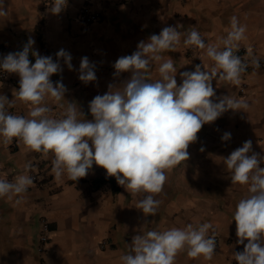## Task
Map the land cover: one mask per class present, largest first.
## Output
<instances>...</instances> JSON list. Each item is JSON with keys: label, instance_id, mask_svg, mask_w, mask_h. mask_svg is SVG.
I'll return each instance as SVG.
<instances>
[{"label": "crops", "instance_id": "crops-1", "mask_svg": "<svg viewBox=\"0 0 264 264\" xmlns=\"http://www.w3.org/2000/svg\"><path fill=\"white\" fill-rule=\"evenodd\" d=\"M84 2L67 0L61 13L53 14V0H4L7 15L0 16V61L8 53L22 51L29 38L35 41L33 51L54 61L61 49L71 54L74 70L61 60L62 73L50 77L54 85L62 80L67 89L59 103L46 99L53 117L60 118L69 102L83 114L78 119H92L90 101L108 92L109 84L120 86L131 77L129 72L114 76L115 61L131 55L140 41L166 26L177 27L181 41L175 50L162 52L161 61L150 62L148 82L160 79L159 65L169 57L177 69L178 86L181 72L194 71L196 65L210 71L214 62L205 51L185 46L183 41L194 27L206 44L217 43L233 16L247 26V39L239 47L245 48L248 67L238 85L214 79L216 96L212 99L218 102L217 98L230 95L247 107L228 110L202 126L187 149L189 159L167 174L162 192L155 196L159 206L152 216L136 208L138 197L102 167L93 164L88 175L77 181L66 176L57 180L51 172V154L45 159L28 152L15 138L8 146L0 142V177L14 181L28 163L43 177L22 198H0V264H121L119 258L128 254L135 235L203 223L212 225L208 234L218 238L212 260L190 259L185 250L175 264H238L233 255L245 245L238 243L234 212L249 192L246 185L232 184L223 158L247 140L252 141L253 152L264 156V0H89L99 20L88 27L77 18ZM85 56L95 64L97 77L87 84L78 78ZM254 59L259 60V68L252 64ZM29 60L35 63L31 54ZM19 80L18 74L6 72V78L0 79V95L15 99ZM31 107L17 99L8 111L27 116ZM225 132L231 133L229 141L221 139ZM43 219L50 239L41 252Z\"/></svg>", "mask_w": 264, "mask_h": 264}, {"label": "clouds", "instance_id": "clouds-1", "mask_svg": "<svg viewBox=\"0 0 264 264\" xmlns=\"http://www.w3.org/2000/svg\"><path fill=\"white\" fill-rule=\"evenodd\" d=\"M66 4L67 0H53L50 11L59 14ZM4 15L7 11L4 0H0V16ZM246 31L247 26L233 16L226 34L217 43L206 44L193 27L184 45L204 50L214 63L210 71L196 65L194 71L181 72L182 83L178 86L171 57L160 63V79H146L150 62L161 61L160 54L175 50L181 41L177 27H164L159 34L140 41L131 55L115 61L114 76L129 72L131 77L120 86L109 84L108 92L90 101V120L78 119L81 111L69 102L66 108L60 105L64 108L60 118L50 115L52 109L46 99L59 103L67 91L62 80L54 85L50 77L62 73L61 60L70 71L74 70L72 57L64 49L55 54V61L52 56H41L32 50L35 41L29 38L22 51L8 53L0 61V70L20 77L15 99L9 101L0 95V142L8 146L15 138L28 152L39 153L45 159L51 154V172L57 180L66 176L77 181L88 175L93 164L102 167L118 185L138 197L136 208L145 216L155 215L159 206L155 196L162 192L167 174L189 159L187 149L197 140L202 126L228 110L247 107L243 100L230 95L217 98L218 102L212 99L216 96L214 79L240 84L248 64L235 50L247 39ZM30 54L35 57L34 64ZM252 64L259 68V60H252ZM78 78L85 84L97 80L95 64L86 56L81 59ZM17 99L32 106L27 116L8 111ZM221 139L229 141L231 133H223ZM223 159L232 173V184L246 185L249 192L234 212L238 243L245 245L242 252L234 253V259L238 264H264V156L253 152L252 141L247 140ZM31 167V163L25 164L23 174L14 181L0 177V198H22L34 183L28 174ZM211 227L209 223L188 224L135 235L128 254L119 259L121 264H175L177 255L186 250L190 259L210 261L216 248L215 235L208 234Z\"/></svg>", "mask_w": 264, "mask_h": 264}, {"label": "built area", "instance_id": "built-area-1", "mask_svg": "<svg viewBox=\"0 0 264 264\" xmlns=\"http://www.w3.org/2000/svg\"><path fill=\"white\" fill-rule=\"evenodd\" d=\"M51 1V0H50ZM77 18L85 27L90 26L95 21L99 20V14L98 12L91 9L89 0H85V2L78 8L77 11ZM235 54L239 55L245 63H247L246 57H245V48L239 47L237 50H235ZM6 78V72L3 70H0V79ZM261 166H264V161H262ZM29 175L33 177V180L35 183H41L43 180V177L41 175V172L38 171V169L35 170V167L30 169ZM9 180V179H8ZM10 181V180H9ZM48 228H47V222L46 220H42V231L39 235V251L43 252L45 250V246L49 243V235L47 234ZM216 239V246L218 244V238L215 236Z\"/></svg>", "mask_w": 264, "mask_h": 264}]
</instances>
